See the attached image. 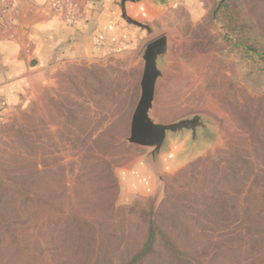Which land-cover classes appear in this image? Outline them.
Here are the masks:
<instances>
[{"label": "rangeland", "instance_id": "374dc122", "mask_svg": "<svg viewBox=\"0 0 264 264\" xmlns=\"http://www.w3.org/2000/svg\"><path fill=\"white\" fill-rule=\"evenodd\" d=\"M81 1L44 5L62 15L56 4L71 2L80 10ZM220 1L202 2L201 14L177 9L144 33L138 30L136 45L30 77L20 101L3 111L0 187L10 186L11 173L36 171L37 194L63 209L42 212L28 226L37 264H129L142 249L149 221L177 242L178 254L167 253L158 239L154 253L134 264H264V64L225 39L215 17ZM238 2L264 44V0ZM161 35L169 40V54L150 115L159 124L200 115L214 141L174 161L182 150L176 144L163 160L157 189L139 180L128 189L129 172L147 153L124 141L139 97L138 56ZM105 165L116 180L111 215L102 211L109 199L96 192ZM96 200L104 206L95 213L98 236L80 251L61 226L68 209ZM3 249L0 264H28L8 259Z\"/></svg>", "mask_w": 264, "mask_h": 264}, {"label": "crops", "instance_id": "0c3cea01", "mask_svg": "<svg viewBox=\"0 0 264 264\" xmlns=\"http://www.w3.org/2000/svg\"><path fill=\"white\" fill-rule=\"evenodd\" d=\"M7 1L14 4L0 35V117L9 105L20 101L30 77L56 65L88 59L111 47L136 45L138 30L144 33L177 9H185L192 15L205 11L202 4L205 0H82L80 18L68 23L44 5L45 0ZM176 144L172 141L162 156V173L163 160L173 153ZM177 145L182 150L174 154V161L183 151V143ZM142 158L129 172L127 187L139 180L148 188L157 189L160 183L144 167Z\"/></svg>", "mask_w": 264, "mask_h": 264}, {"label": "trees", "instance_id": "16d2710c", "mask_svg": "<svg viewBox=\"0 0 264 264\" xmlns=\"http://www.w3.org/2000/svg\"><path fill=\"white\" fill-rule=\"evenodd\" d=\"M215 17L226 33L225 39L232 41L234 48L245 56L251 55L257 58L264 64V44L255 33L250 22L242 15L238 0L220 1L215 10ZM101 172L103 185L96 192L103 199H109V204L102 209L101 207L104 206H101V202L96 200L94 205L71 207L68 209L65 222L61 226V229L66 231L65 238H74L80 251H86L90 240L95 243L98 236L99 226L96 220L99 218L95 217L96 211L102 209L103 212H108L110 215L113 211L111 200L112 196L114 198L113 192L116 190L115 176L108 165H105ZM36 179V171L11 173L6 177L10 186L0 187V249L5 248L3 250H6L8 259L25 261L28 264L39 262V258L35 256L37 244L28 235V226L34 225L42 212H63L62 208L54 207V204L43 200L37 194ZM90 214L93 215L94 220L89 219ZM148 225L143 235L142 249L131 259L129 264L141 261L154 253L152 248L158 239L162 240L169 248L170 251L167 250V253L174 256L178 254L177 242L166 238L153 226L152 222L149 221ZM40 255L43 256V253H39Z\"/></svg>", "mask_w": 264, "mask_h": 264}, {"label": "water", "instance_id": "95a60500", "mask_svg": "<svg viewBox=\"0 0 264 264\" xmlns=\"http://www.w3.org/2000/svg\"><path fill=\"white\" fill-rule=\"evenodd\" d=\"M169 46L167 36L161 35L145 43L139 53L138 59L142 65L139 97L130 117L128 136L124 139L129 145L147 150L142 164L160 184L162 156L168 152L172 141L183 143V151L177 159L191 156L200 142L213 144L214 141L208 121L200 115L185 117L170 124H159L150 115Z\"/></svg>", "mask_w": 264, "mask_h": 264}, {"label": "built area", "instance_id": "2783aa9c", "mask_svg": "<svg viewBox=\"0 0 264 264\" xmlns=\"http://www.w3.org/2000/svg\"><path fill=\"white\" fill-rule=\"evenodd\" d=\"M10 8L11 4L7 0H0V35L2 33L1 27ZM56 9L62 13L68 23H74L80 18L79 8L71 2L62 5L56 4Z\"/></svg>", "mask_w": 264, "mask_h": 264}]
</instances>
